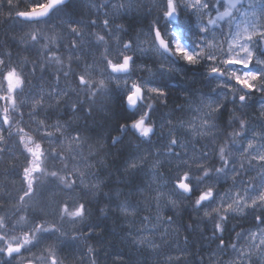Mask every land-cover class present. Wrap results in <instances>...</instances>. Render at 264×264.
I'll use <instances>...</instances> for the list:
<instances>
[{"label":"clouds","instance_id":"obj_1","mask_svg":"<svg viewBox=\"0 0 264 264\" xmlns=\"http://www.w3.org/2000/svg\"><path fill=\"white\" fill-rule=\"evenodd\" d=\"M10 2L12 11L15 12L26 11L35 0ZM115 2L116 0H95L98 7L92 9L84 4V0H80L79 19L68 17L56 9L39 21L24 25L21 35L23 32L35 31L38 36L48 37L43 44L49 47L53 46L52 37L67 45L71 27H77V32H84L85 36L90 35L86 27L90 16L97 21L92 25V33L102 34V25L99 21L105 18L106 12H109ZM67 4L69 7V0ZM141 4L142 7L138 10L125 11L113 23L125 25L123 32L126 37L135 40L139 35L145 41L144 51L132 47L121 48L114 40L106 38L105 46L92 52L87 48L61 49L62 55L58 58L61 63L50 68V72L62 70L66 74V79H61L62 91L59 97L63 103L57 107L53 102L50 105L52 111L62 113L65 121L72 120L75 108L79 109L80 118H91L94 114L100 113L109 120L115 119V126L108 135L99 138L89 137L79 131L80 139L76 143L80 151L75 156L63 151V141L51 147L52 155L61 152L66 161L78 158L80 168L90 173V182L99 180L100 188L95 195L77 189L76 195L63 197L55 201L50 209L42 211L43 221L55 224L56 231L51 233L50 239L41 240L36 247L30 248L26 253L27 260L21 259L19 264H28L29 261L31 264H49V257L52 254L56 256L59 264H130L127 254H111V250L105 244L94 238L106 231L102 225L96 223L99 220L119 221L131 248L136 252L146 253L150 264H229V261L231 264H240L241 261L243 264H264V249L259 251L255 248L250 249L247 246L249 241H245V245L235 251L225 250L213 243L220 237V233L211 235L214 223L225 226L222 238L229 239L230 242L233 234L241 230L250 233L255 227H259L253 217L264 208V204L252 208L249 206L251 200L245 201V197L250 190L254 191L252 189L254 183L259 185L264 179L259 174V166L250 164L254 156L264 153L255 148L253 150L245 148L244 159H236L232 166H229L227 161L233 159L235 155L230 150V145L238 139L240 133L246 129L251 132L253 126L260 122L258 112L261 106H264V96L260 94L259 89L264 87V78L257 83L255 93H247L246 102L235 99L244 94L245 90L235 84L231 73L259 69L255 67L242 69L236 65L226 64L224 61L230 55L226 46L223 50H210L206 45L200 48L203 41L200 40L202 33L196 13L184 7V0H179L181 15L173 16L171 20L164 15L166 0H157L155 7L150 0H141ZM189 15L195 18L194 27L191 25L188 27L189 31L195 33V39L192 43H186L188 38L185 39L184 36L182 38L185 46L199 56V62L196 64H189L182 57L162 48L160 40L154 39L151 31L159 27L162 39L168 40L171 38V25L176 21L181 22L182 17ZM135 19L146 22L131 23ZM115 31L121 30L116 28ZM108 45H111V48ZM8 52L9 48L0 51V57L4 59L6 65L0 67V80L3 71L15 68L27 77V87L32 88L33 80L39 81L41 77L39 74L34 77L31 72L25 70V61L22 57L27 55L33 62L46 63L43 51L39 56L31 50L26 52L23 48H11L10 56ZM122 55L133 57L129 69L114 72L110 64H105V61L120 63ZM209 55L213 57L211 61L208 59ZM74 61L79 62V67ZM185 65L200 66L203 69L202 79L206 86L196 85L193 89L184 90L183 95L175 96L170 92L168 85L158 86V82L175 80L176 89H184V83L181 81H187L190 76L189 72L183 70ZM212 67L220 68L223 75L212 74L210 71ZM73 72L85 76L87 87L77 85L72 78ZM44 79L47 80V76ZM220 84L229 87H220ZM133 85H138L143 90L136 104L130 103L128 99L129 93L134 91ZM154 87L161 89L166 95L154 94L152 92ZM186 93L188 97L185 96ZM200 95L217 102L219 111L208 117L215 121L214 127H201L204 115L200 113H196V119L192 120L194 112L191 105L197 103ZM178 105L181 107H177ZM252 109L257 111L254 112ZM122 112H127L129 118L122 119L120 117ZM170 117L173 131L178 127L176 121L183 118L185 121L196 123L199 130L205 133L198 138L199 145L195 152L192 149L195 138L189 137L186 145L189 149L187 155L172 156L171 148L176 147L177 151H182L181 145H184L185 141L181 137V145L174 146L168 143L170 132L166 121ZM141 118L153 128L147 136L133 126V122ZM24 123L29 125L31 122L24 119ZM32 127L35 128V125ZM236 147L240 145L237 144ZM156 161H159V183L152 182V176L157 174L156 169L152 168ZM130 162H135L137 167L129 168ZM241 164L243 167L239 166ZM63 169L71 172L73 168L69 169L65 164ZM112 169L114 171H109ZM186 175L188 182L193 185L191 191L180 189L177 184V181L183 180ZM159 193L164 195L161 197ZM201 193L214 194L203 207L199 202ZM169 197L177 202V207H165ZM124 199L139 213L132 221L131 228L128 227V220L131 218L121 216L118 210L119 200ZM64 203H69L73 207L79 204L86 205V215L83 219L65 217L59 211ZM229 204L231 209L228 208ZM244 211H247L246 216L242 214ZM157 213L175 214V221L168 227L166 236L161 235V229L155 230L154 241L159 246L149 251L146 247H140L127 233L141 235L138 232V227L142 223L141 217L144 215L154 217ZM224 216H228L229 219H222ZM193 224H196L197 228L194 229ZM143 225L146 229L150 227L149 222H143ZM205 225L207 231L201 232L200 228ZM5 232L10 236H20L19 233L10 232L8 228H5ZM185 233L191 237L187 244L180 239ZM249 251L251 255H247ZM117 256L121 259L117 260Z\"/></svg>","mask_w":264,"mask_h":264},{"label":"snow or ice","instance_id":"obj_2","mask_svg":"<svg viewBox=\"0 0 264 264\" xmlns=\"http://www.w3.org/2000/svg\"><path fill=\"white\" fill-rule=\"evenodd\" d=\"M150 3L155 7L157 0H150ZM84 4L92 9L98 7L95 0H84ZM5 6L8 8L7 12L3 11ZM67 7V0H35L34 3L28 6L26 11L17 10L13 14L10 0H0V15L5 17L4 23L9 20H16L22 25H27L39 21L53 10L59 9L63 11ZM140 7H142L141 0H116L111 5L109 12H106L105 18L99 21L102 25V34L101 32L92 33V25H95L97 21L90 16L86 26L90 35L85 36L84 32H77V27H71V36L67 45L58 42L55 37H52L53 46L49 47L43 44V41L47 40L48 37L44 35L38 36L35 31L23 32L22 35H12V39L16 41L15 46L17 48H23L26 52L31 50L37 56L43 51L46 63L33 62L27 55L22 57L25 61V70L31 72L34 77L36 74L41 77L39 81L33 80L32 88L27 87V77L15 68L3 71L2 80H0V159L3 158L5 151H10V149L6 148L8 142L10 140L13 141L18 147L20 154L24 157L21 165V180L25 184V187L21 189L23 194L16 197L17 203L15 205L5 208L4 204H0V264H7V261L19 264L21 259L27 260L26 253L28 250L36 247L41 240L50 239L51 233L56 231L55 224L45 223L41 216L37 217L30 211L31 202L37 195V188L42 187V177H46L49 181H55L60 186V189L68 194L67 197H71L72 193L76 192L77 189L95 195V192L100 188L99 180L90 182V173L86 169L73 166V169L69 172L64 169L49 168L48 166L50 160L66 159L61 152H57L55 155L51 153V147L61 144V141H63V151L71 154V156L77 155L80 151L79 145L76 143L80 139L79 130L73 127V123L80 119L79 109H74L71 121H65L51 115L52 108L50 105L55 102L58 107L60 103H63L59 97L62 91L61 79H66V74L62 70L50 72V68L55 64L61 63L58 59L62 55L61 49L80 50L87 48L89 52H92L104 47L106 38L114 40L121 48L132 47L144 51L145 41L139 35H137L135 40L126 37L123 32L125 25H114L113 23L125 11L133 12ZM184 7L196 13V19L202 33L200 40L203 41V44L199 46L200 48L206 45L210 50H223L226 46L230 53L224 61L226 64L236 65L242 69L254 67L259 69V71L231 73V78L235 84L245 90L244 94L235 97V99L246 102L248 100L247 93H255L257 91V83L261 78H264V0H248L246 8L244 7V0H223V2L222 0H184ZM109 13L111 18H109ZM236 13H239V19ZM164 15L169 20L173 16L179 17L181 15L179 0H166ZM116 28L121 31L116 32ZM151 31L154 34V39L160 40L162 48L170 50L173 55L182 57L189 64L199 62V56L183 43L182 35L175 30V24L170 27L171 38L168 40L162 39L159 27ZM108 47L111 48V45H108ZM8 54L9 56L11 55V47H9ZM132 59L133 57L131 56L122 55L120 63L105 61V64H110L114 72H121L129 69ZM208 59L211 61L213 57L209 55ZM74 63L79 67V62L74 61ZM4 66H6L5 61L0 57V67ZM210 71L212 74L223 75L220 68L212 67ZM45 76H47V80L44 79ZM72 78L78 86L87 87V80L84 75H78L73 72ZM101 84H103V81H101ZM219 86L229 87L225 84H220ZM133 88L134 91L129 93L128 99L130 103L136 104L137 99L143 94V90L138 85H133ZM152 92L156 95H166L161 89L155 87L152 88ZM259 92L264 96V87L260 88ZM185 96L188 97V94L186 93ZM177 107L181 106L178 105ZM191 107L194 112L192 120L196 119V113H200L204 115L201 127H214L215 121L208 119V117L213 112L219 111L216 101L210 97L200 95L197 98V103L191 105ZM18 108L20 109L19 111L17 110ZM205 110H207L206 113ZM252 111L255 112L257 110L252 109ZM25 115L31 122L29 125H25L24 119H22ZM258 115L260 116V122L253 126L252 131L249 132L246 129L230 145V150L235 155L233 159L227 161L229 166H232L236 159L242 160L245 158V148L249 150L255 148L259 152L264 153V106H261ZM172 123V118L170 117L166 121L170 132L168 143L174 146L181 145V137L185 141V144L181 145L182 151H177L176 147L171 148L172 156L183 157L187 155L189 149L186 145L189 142V137L195 138V143L192 145L193 152H195L197 145H199L198 138L205 133L199 130L196 123L185 121L183 118L176 121L178 127L174 131L171 127ZM32 125H35V128ZM133 126L145 136L153 131V128L146 124L143 118L135 120ZM237 144L240 147H236ZM46 146L49 147L46 148ZM13 157H15V153H13ZM250 164L258 165L259 174L264 177V155L258 154L254 156ZM239 166L243 167V164ZM136 167L137 164L135 162H130L129 168ZM152 168L156 169L157 172V174L152 176V182L159 183V161L154 162ZM177 184L180 189L185 191H191L193 188V185L188 182L187 175L183 180H178ZM252 189L254 191L250 190L247 193L245 201L250 199L251 203L249 206L256 208L264 204V179L261 180L259 185L254 183ZM163 195V193H159V196L162 197ZM213 196V193L199 194L201 207ZM165 207H177V202L169 197ZM228 208L231 209V204L228 205ZM118 210L121 216L131 218L128 220V227H133L132 221L139 214L136 209L130 207L128 201L124 199L119 200ZM59 211L67 218L83 219L87 209L84 204L73 207L69 203H64ZM237 214L239 215L240 213ZM242 214L246 216L247 211ZM222 219L226 220L229 217L224 216ZM141 220L142 223L138 227V232L141 235L136 236L131 232L127 233V235L130 238H134L140 247H146L149 251H153L159 246L154 241L155 230L161 229V235L166 236L168 227L172 226L175 221V214L157 213L154 217L144 215ZM253 220L258 223L259 227H255L250 233L241 230L233 234L231 242L229 239L222 238L225 226L221 223H214L211 235L219 232L220 237H217L213 243L222 246L225 250L232 249L235 251L243 247L245 241H249L247 246L250 249L255 248L257 251L264 249V208H261L259 213L253 217ZM143 222H149L150 227L146 229ZM5 228H8L10 232L19 233L20 236H10L5 232ZM193 228H197V225L193 224ZM200 231H207V226L200 228ZM180 239L187 244L191 237L184 235ZM49 251L51 252V249ZM247 255H251V251ZM120 259L117 256V260ZM169 259L171 258L169 257ZM28 264H31V262L29 261ZM49 264H59L54 254L50 255ZM229 264H231L230 261ZM240 264H243V262L241 261Z\"/></svg>","mask_w":264,"mask_h":264},{"label":"trees","instance_id":"obj_3","mask_svg":"<svg viewBox=\"0 0 264 264\" xmlns=\"http://www.w3.org/2000/svg\"><path fill=\"white\" fill-rule=\"evenodd\" d=\"M69 7L65 8L62 12L64 15L71 17L73 19H79V12L81 10L80 7V0H70ZM76 4V10L77 12H74L72 10V6ZM4 12L8 11V8L5 6L3 9ZM14 14V12H13ZM5 17L0 15V51H2L5 48H17L16 41L12 39V35L14 34H21L23 31L24 25L18 23L16 20H9L8 22L4 23ZM194 17L184 16L181 19V22H174L176 26H179L182 24L184 26L183 33L186 37V39L192 43L195 39V33L193 31H189L188 27L191 25L194 27ZM145 20L142 19H135L132 20L131 23L133 24H139L144 23ZM184 71H187L190 73V76L187 81H181L184 83V89H176V83L177 81H162L158 82V86H166L168 85L170 88V92H172L173 96L175 95H183L184 90L193 89L196 85L206 86L205 81L202 79V73L203 69L200 68V66H194V65H185ZM104 105H101V110H103ZM51 115L53 117H58L63 119V114L58 111H52ZM120 117L122 119L129 118V114L127 112H122L120 114ZM24 119L27 121L28 117L25 115ZM115 126V119L109 120L105 117H103L100 113L94 114L91 118H80L78 121H75L73 123V127L78 129L81 133L89 136V137H95L99 138L102 136L108 135L112 128ZM15 157H13L12 150L5 153L4 160L0 162V171L5 173L10 172L12 168L17 166L20 169V172L22 171L21 165L23 164L24 157L20 154L19 151L15 152ZM57 160V159H55ZM57 166H59L60 162H56ZM65 166V160L62 163ZM114 171V169L109 170ZM108 173H105L107 175ZM4 175H0V194L3 195V197L0 195V204H4L5 207H10L15 204V198L18 195H22L21 189L24 186V183L22 181H18V191H14L13 193L9 194L8 200L4 201V194L7 191H12V187L9 186V184H4L5 182H12L11 179L5 177ZM15 177L19 178L18 171H16ZM115 179V178H114ZM3 183V185H1ZM3 192V193H2ZM76 195V194H74ZM38 200L37 196L34 199L33 203H31V209L30 211L37 217L41 216L42 211L50 209L53 205H48L45 203H40L38 206ZM44 205H48L49 207H46ZM96 223H99L105 228V232L101 234L99 237H94L97 239L100 243L105 244L110 250L111 254L114 255H125L127 254L130 258V264H150L147 254L142 252H136L133 248H131L129 241L127 238L124 237V230L119 224V221L110 222L109 220H99L96 221ZM187 235V233H185ZM12 261H7V264H11Z\"/></svg>","mask_w":264,"mask_h":264},{"label":"rangeland","instance_id":"obj_4","mask_svg":"<svg viewBox=\"0 0 264 264\" xmlns=\"http://www.w3.org/2000/svg\"><path fill=\"white\" fill-rule=\"evenodd\" d=\"M76 7H77L76 4H74L72 6V10H74V12H77ZM236 16L238 19L240 18L239 13H236ZM6 148L10 149V151L12 150V153H14L13 149H15L17 147H16L15 143L10 140L8 142V144L6 145ZM7 152L8 151H5V153H7ZM5 153L3 154V158L0 159V162L4 160ZM57 161L60 162L59 166H57V164H56ZM63 162H64V160H59V159L50 160L48 163V166H49V168L63 169L64 168V164H62ZM65 164H67L69 168H73V166H77V167L81 166L78 158L77 159H69L67 161L65 160ZM16 171H18L19 178L15 177ZM0 175H4V172L0 171ZM4 176L12 180L10 185H12L13 183L15 184L12 187L11 192L18 191L19 185H16V183L19 180L22 181L21 180L22 171L20 172V169L17 166H15L14 168H12V170L10 172L5 173ZM69 179H71V177H69ZM41 181H43L42 187L37 188V195H36L37 200H38L37 206L40 203H45L48 205H54L55 201H57L63 197H67L68 194L66 192L62 191L60 189V186L55 181H49V180H47L46 177H42ZM22 183H24V182L22 181ZM22 187H25V184ZM74 194H76V192L72 193V196H74ZM34 199L32 200L31 203H33ZM48 205H44V206L49 207ZM5 208H9V207H5ZM13 219H15V218L13 217Z\"/></svg>","mask_w":264,"mask_h":264}]
</instances>
